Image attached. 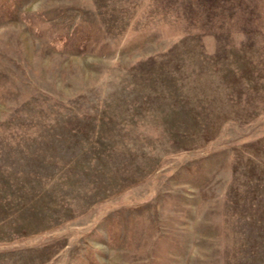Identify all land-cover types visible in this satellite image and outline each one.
Wrapping results in <instances>:
<instances>
[{"label": "rangeland", "instance_id": "obj_1", "mask_svg": "<svg viewBox=\"0 0 264 264\" xmlns=\"http://www.w3.org/2000/svg\"><path fill=\"white\" fill-rule=\"evenodd\" d=\"M0 264H264V0H0Z\"/></svg>", "mask_w": 264, "mask_h": 264}]
</instances>
